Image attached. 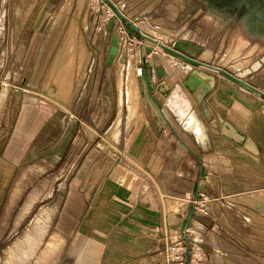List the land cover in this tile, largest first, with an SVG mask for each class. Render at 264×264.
Here are the masks:
<instances>
[{
	"label": "rangeland",
	"instance_id": "obj_1",
	"mask_svg": "<svg viewBox=\"0 0 264 264\" xmlns=\"http://www.w3.org/2000/svg\"><path fill=\"white\" fill-rule=\"evenodd\" d=\"M68 1L52 0V4H40L39 10L33 13L29 25L24 27L21 25L24 13L21 18L17 17L21 5L18 4V0L9 2L0 0V264H58L61 259L63 262L72 259L71 254L75 251L73 243L82 233L78 232V236L74 238L73 235L66 237L61 225V215L69 184L79 175L88 176L87 180L91 178L83 185L84 193L91 206L85 220H89L92 216V220L87 221L91 225L88 233H85L88 239L91 235L96 236L95 230L99 227L98 225L104 223L102 221H104L103 203L105 202L100 195L104 192L103 186L108 183L122 193H128L131 201L126 203L133 208L139 204L144 206L152 204L155 208H160L167 222L174 221L176 212L183 213L182 226L188 223L189 204L187 202L195 201L193 194L189 199L182 200L178 204L173 195H168V190L164 186L166 179L163 177V168L170 155L171 142L175 141V136L167 123L160 118L158 107L155 105L157 102L161 108L164 101L168 99L170 105H167L169 103L167 101L166 113L172 114L178 126L184 128L183 123L187 118L190 125L203 130L200 122L202 115L198 105L183 85L185 78L179 79L186 73L185 65L174 63L169 55L157 49L161 57L158 56L160 58L163 56V61L168 57L172 60L170 61L172 63L168 62V64L164 61L163 65L173 67L171 78L176 82L172 88L167 86L164 91L157 89L151 94L145 82H149L146 63L143 62L142 65L138 63L139 58L135 57L130 44L126 47L127 53L122 54V47H120L114 65L107 67L106 58L113 33L105 32L106 22L111 15L117 16V14L104 0H86L87 5L84 4L80 17L76 18L78 19L76 23L79 22L77 31L80 33L77 37L84 41L89 53L84 62L73 54L70 64V68L73 67V69L69 68L67 72L72 83L66 98L61 99L58 90H55L57 88L55 87L56 71L60 60L58 57H61L64 50V40L67 36L65 27L70 19H74L79 8L78 2L81 0H73L68 14L60 12ZM32 5L30 4V8ZM43 6H46L45 13L48 16L50 10L53 11L52 24L47 23V20L45 21L47 25L41 22ZM58 17L63 20L57 27ZM38 27H42V34H38ZM143 27L146 30L150 29L151 34L153 30L160 31L155 28L151 30L145 25ZM114 33L119 34L115 30ZM254 43L255 41L252 42ZM247 45L248 41H242L241 45L235 42L234 49L228 50V55L219 63L227 66L233 64V69H241L249 64V59L242 58V55L247 57L250 53L252 59L264 52L262 48L257 49L258 43L243 51ZM149 61L152 64L151 57ZM129 67L134 72L133 82H136L138 88L136 117L131 124L128 121L126 96ZM181 68L183 71L179 70ZM70 70L73 71L70 73ZM119 70L123 73L122 95L119 93L117 84ZM175 70L178 74L182 71L183 75L176 74ZM262 76L261 78H264V74ZM69 93L72 94L69 97L70 100H68ZM28 99L34 100L39 106L43 105L47 109L56 108L64 113L58 114L57 121L46 122L43 136L39 137V141L47 150L49 149V152H35L33 149L30 150V146L27 153L12 154L9 150L12 141L14 145H17V142L23 145L24 139L19 138L14 130L22 102ZM236 107L240 109L239 105ZM119 115L122 118L119 139L115 143L107 142L105 141L107 129ZM70 117H73L72 123H69ZM201 121L209 135L212 126H208L203 119ZM145 130L147 137L138 136ZM193 138L198 141L195 136ZM203 153L205 168L202 181L206 184L203 192L209 195L212 193V187L209 185L208 178L213 172L209 168L208 158L214 154L216 158L218 153ZM224 155L229 162L231 161L226 166H233L229 168L232 170L231 175L239 176L243 172L242 164L244 163L243 165L247 167L244 171L248 177L264 182L263 154L258 155V158L263 157L260 163L248 160L236 152L227 151ZM88 161L90 168L81 174L83 164ZM224 161L217 158L215 163L219 168L216 169L217 174L223 172V175L228 176L229 174L221 169L225 166L226 161ZM125 174L126 177H124ZM163 197H165L164 202ZM252 198L254 204H260V207H263V191L256 192ZM114 199L121 201L112 196L108 203H114ZM239 201L252 204L248 201ZM163 204H165V210ZM83 246H86L85 243H79L78 252L82 251ZM79 260L82 263V259L78 257L77 261Z\"/></svg>",
	"mask_w": 264,
	"mask_h": 264
},
{
	"label": "crops",
	"instance_id": "obj_2",
	"mask_svg": "<svg viewBox=\"0 0 264 264\" xmlns=\"http://www.w3.org/2000/svg\"><path fill=\"white\" fill-rule=\"evenodd\" d=\"M48 1L18 0V4H21L19 12H17L18 18H21L24 9L29 8V4H34L22 25L24 27L29 25L33 13L39 10L40 4H52V0ZM111 1L133 25L139 27L143 34L155 40L157 38V42L180 52L188 58L223 69L229 73L237 72L236 70L239 69H233V64L227 66L219 62L228 55V50L232 51L234 49L235 42L241 45L242 41H248V45L243 51L252 48L256 43H259L258 49L264 46V37L259 36V33L253 36L248 35L245 22H243L244 17L238 19L239 12H236V9H241L234 8V5L211 4L210 0ZM46 11V6H43L41 14ZM8 12L7 16L9 15ZM52 12L50 10L47 23H51V20H53L54 13ZM112 17L114 16H111L110 19H113ZM110 19L106 22V26ZM142 24L147 28H151V30L155 28L160 31L153 30V34H151L150 29L146 30ZM114 30L119 34L123 30H127L132 37L130 46H132L135 57L139 58L138 63L140 64V60L146 63L147 72H145L148 75L149 82H145L147 88L151 90L150 94L153 93V90L161 89V91H164L167 86L173 87L176 81L171 78L173 73L171 66H164L161 62L165 76L162 80H158L155 68L152 64L150 65V57L142 58L141 56L140 47L144 42L139 36L124 21L119 19L115 20ZM42 33V30L40 33L38 32V34ZM159 35L164 36L166 41H162ZM254 41L255 43L252 44ZM153 47L155 51L158 49L169 55L174 63L185 65L186 74L179 79L186 78L187 74L192 72L193 69L214 74L217 79L215 89L205 100L214 119L208 123L205 116L201 114L207 125L210 127L212 125L208 135L201 121L202 119L200 120L205 132L203 141L199 140L195 134L188 132L185 127L186 130L178 126L173 120L172 114L166 113L168 99L164 101L161 108L155 102L160 114L158 115L167 123L175 136V141L171 142L170 155L163 168V177L166 179L164 186L168 190V195H173L182 200L189 199L193 194L195 196V201L187 202L189 204L188 223L182 226L184 215L183 213L180 214L179 211L176 212L175 219L171 223V220L165 221L163 211L160 208H155L152 204L147 206L139 204L133 208V206L126 203V201H131L128 193L124 192V194L121 190L115 189L113 185L111 186V183H108L109 187L108 184H104V188H101L104 192L100 195L104 198L102 201L105 202V204L103 203L105 209L104 221H102L104 223L98 225L99 227L96 230L94 229L97 235H91L88 239L85 233L89 231L91 225L88 222L92 220V216L89 220H85L91 206H89L88 197L84 193L83 185L86 184V181L89 182L91 178L89 177L87 180L88 176L82 177L79 175L74 177L69 184L61 215V225L63 224L62 227L66 237L73 235L74 238V236H78V232L82 235L76 240L77 242L73 243L75 251L71 254L72 259H68L66 262L61 259L58 264H181L175 259L167 261L165 251L182 238H188L189 240L188 253L185 255L184 264H264V205L260 207V204H254L252 198L256 192L264 191V182H258L254 178L248 177L246 171H244L247 169L246 165H243L244 163L242 164L243 172L239 176L231 175L232 170L229 168H233V166H226L231 161L229 162L227 156L224 155L227 151L236 152L248 160L251 159L258 163L263 161L264 97L223 74L197 67L178 56L165 52L158 46ZM127 52V48L123 47L122 54ZM263 55L264 52L251 59L252 55L249 53L247 57L242 55V58L249 59V66ZM263 74L264 66L258 73L249 77L246 83L264 92V78H261ZM222 84L228 85L230 89H221ZM240 95L248 100L244 101ZM236 105H239L241 114H239L240 109L236 108ZM46 109L45 106H39L32 99L22 102L21 112L16 120L14 131L18 133L16 135L19 138L24 139V146L19 145L18 142L17 145H14L12 141L9 148L12 154L17 152L27 153L30 146V150L33 149L35 152H49V149L47 150L39 141V137L43 136V128L46 122L57 121L58 114L64 112L56 108L47 109L51 110L50 112ZM234 115L247 117L245 135L255 147L254 151L236 142L229 135L222 133L220 127L216 125L220 116L231 120ZM72 119L73 117L69 118V123H72ZM87 135L89 136V134ZM143 135L144 138L147 137L146 130L138 136ZM207 147H209L208 150ZM203 152L218 153H216V158H214L215 154L210 155V158H208L209 168L213 172L208 178L209 185L212 187V193L209 195L203 192L204 185H206L202 181L203 169L205 168ZM260 153L263 154V157L258 158ZM217 158L228 162L224 161L225 166L221 167L224 172L229 174L228 176L223 175V172L217 174L216 169H219L215 164ZM88 168H90L89 161L83 164L81 174ZM112 196L119 198L122 202L114 199V203L109 204ZM240 196L243 197L239 198ZM238 199L252 204L240 202ZM195 203L199 206L198 209H195ZM163 208L165 210V204H163ZM78 226H81V228L79 229ZM186 230L188 237L186 236ZM81 242L85 243L86 246H83L82 251L78 252V245ZM187 256L188 259H186ZM78 257L82 259V263H80V260L77 261Z\"/></svg>",
	"mask_w": 264,
	"mask_h": 264
},
{
	"label": "water",
	"instance_id": "obj_3",
	"mask_svg": "<svg viewBox=\"0 0 264 264\" xmlns=\"http://www.w3.org/2000/svg\"><path fill=\"white\" fill-rule=\"evenodd\" d=\"M109 6L116 12L117 16L114 19H110L108 22V25L106 27L105 32L107 33H113L112 39L110 43V47L108 50L107 58H106V66L112 67L117 59V56L119 55L120 51V40H119V34L114 33L115 29V20H121L124 21L127 26H129L138 36L139 38L144 42V44L140 47V52L142 58H152V66L155 68L156 77L158 80H161L165 76V71L161 65V62L157 56V53H155V49L153 46H158L162 50L169 52L175 56H178L188 63L195 65L197 67L205 68L207 70L217 72L219 74H223L229 78H231L234 82L246 86L250 90L260 94L264 97V92L261 90H258L257 88L249 85L246 83V80L258 73L264 66V55L261 56L258 60L250 64L247 68L240 70L238 72H232L229 73L223 69L207 65L201 62H198L196 60H193L191 58H188L181 54L180 52L171 49L170 47L157 42L155 39L143 34L139 27L132 24V22L127 19L113 4L110 0H104ZM244 5L246 14L243 18V22H245L246 25V32H252L254 35L256 33H259V36L264 37V3L262 4H255L254 6H251L250 4H235L234 8H239ZM48 18V14L45 12L43 13V16L41 17L42 22L46 24V20ZM41 26V24H39ZM38 32L42 30V27L37 28ZM100 37V35H98ZM148 43V44H146ZM151 65V64H150ZM217 84V79L214 74H208L204 71L193 69L192 72L187 74L186 78L183 80V85L185 88L191 93L193 98L195 99L198 110L205 116L206 122L210 123L213 121L214 116L206 103V97L212 92L213 89H215Z\"/></svg>",
	"mask_w": 264,
	"mask_h": 264
},
{
	"label": "bare ground",
	"instance_id": "obj_4",
	"mask_svg": "<svg viewBox=\"0 0 264 264\" xmlns=\"http://www.w3.org/2000/svg\"><path fill=\"white\" fill-rule=\"evenodd\" d=\"M66 4H64L65 6L62 7L63 9L60 10V12H63L65 14H68L69 13V10L71 9L72 7V3H73V0H69L68 2H65ZM79 4V8H78V11L77 13L75 14V17H73L74 19H70L69 23L67 24V27L66 28V33H67V36H66V39L64 40V50H62L63 52L60 54L61 57H58L60 60H59V65H58V72L56 71L57 73V79L55 81V84L57 87L55 90H58V93L60 94V98L64 100V98H66V95H67V92L71 86V77H69L68 75V69L70 68V64L72 63V57H73V54H74V57H77L79 59H81L83 62L85 61L86 57L88 56V51H87V48L84 44V41L81 39V38H78L77 36L80 34L78 33L77 31V27L79 26L77 22L76 23V18H79L80 17V14L83 10V6L84 4H86V0H81L80 2H78ZM26 5V4H25ZM34 5V4H33ZM32 5V7H33ZM87 5V4H86ZM28 9H24V14L22 15V22H21V25L24 23V20L26 19V17H28L29 15V10L32 8H30V4L28 5ZM85 8V7H84ZM49 17V16H48ZM54 18V17H53ZM57 22H56V25L57 27L62 23L61 21L63 20L60 19V17L57 18ZM40 20V19H39ZM42 22V21H41ZM52 23V22H51ZM107 27V26H106ZM79 30V28H78ZM80 31V30H79ZM65 33V34H66ZM248 35H251L253 36L254 33L252 32H248ZM80 36V35H79ZM159 38L161 40H166V38L162 35H159ZM257 44V43H256ZM259 44V43H258ZM255 45V44H254ZM259 47V46H258ZM258 49V48H257ZM262 49H264V46L262 47ZM155 53H157V56L160 54L158 53V51L156 50ZM160 56V55H159ZM159 58L160 62L163 61V56L162 58ZM165 58V57H164ZM77 60V59H76ZM173 60V59H172ZM169 59L164 60L166 61V63L168 64V62L172 61ZM164 61H163V64H164ZM75 63V62H73ZM165 63V64H166ZM172 63V62H170ZM57 64V63H56ZM83 64V63H82ZM162 65V64H161ZM122 66V65H121ZM175 66V65H174ZM179 66V65H178ZM248 66V64L244 67L246 68ZM56 67V66H55ZM183 67V66H181ZM173 68V67H172ZM176 69V67H174ZM244 68L242 69H239V70H236L237 72L240 71V70H243ZM70 69H73L70 68ZM54 70V69H53ZM123 70V69H122ZM122 70H119L118 72V79H117V84H118V88H119V93L121 94L122 93V82H123V73H122ZM178 70V68H177ZM179 70H182L179 69ZM73 70H70V73L72 72ZM183 71V70H182ZM182 71H179L182 75ZM178 71L175 70V73H177ZM179 73V74H180ZM46 74V73H45ZM178 74V75H179ZM180 74V75H181ZM186 74V73H185ZM74 75V74H73ZM56 76V75H55ZM184 76V75H183ZM181 77V76H180ZM127 86H126V96H127V103H128V121L129 123L131 124L134 120H135V117H136V109H137V100H138V88L136 86V82L134 83L133 79H134V72L133 70L129 67L128 70H127ZM76 81V80H75ZM74 83V82H73ZM51 86V85H50ZM54 86V85H53ZM74 87V86H73ZM72 87V88H73ZM5 88V87H4ZM227 89L229 90L230 87L228 85H225V84H222L221 85V89ZM7 88H6V92H7ZM54 90V91H55ZM5 92V93H6ZM57 93V92H56ZM73 93V91L71 92ZM71 93H69V96L68 98L70 97V95H72ZM243 93V91H242ZM122 95V94H121ZM54 97H56L54 95ZM241 98H243V100L247 101L248 99H246L244 96H241ZM56 99V98H55ZM70 100V98L68 99ZM169 101V100H168ZM60 103V101H59ZM58 103V104H59ZM62 103V102H61ZM70 103V102H69ZM220 103V102H219ZM237 103V102H236ZM236 103H233V104H236ZM254 103V102H253ZM238 104V103H237ZM167 105H170V101ZM220 105V104H219ZM209 106V105H208ZM222 106V105H221ZM224 106V105H223ZM252 106V105H251ZM121 107V105H120ZM242 107V106H241ZM254 107V106H253ZM237 108V107H236ZM222 109V108H221ZM235 109V108H234ZM238 110V109H237ZM234 111V110H233ZM241 111V109H240ZM239 111V114H241ZM245 111V110H244ZM237 112V111H236ZM138 113V112H137ZM178 114V113H177ZM180 114V113H179ZM250 114V113H249ZM244 115V113H243ZM228 116V115H227ZM178 117V116H177ZM180 118V117H179ZM121 115L117 116L115 122L112 124V126L108 129L106 135H105V141H111L110 143H115L118 141L119 139V135H120V126H121ZM218 122H217V126L220 127V131L224 134H227L229 135L230 137H232L236 142L238 143H241L244 145V147L246 146L247 148H249L250 150H255V147L252 145V143L250 142V140L246 137L245 135V131H246V123H247V117L243 118L241 115H234L232 116V119L231 120H228L226 119L225 117L223 116H220V118H218ZM249 119V117H248ZM184 127L188 130V132L190 133H193L195 134V136L199 139V140H204L205 138V132L203 130H200L198 128H196L194 125H190L187 118L184 120ZM212 126V125H211ZM136 134V133H135ZM233 141V140H232ZM235 144V143H234ZM241 147V146H240ZM247 150V149H246ZM248 153V152H247ZM252 156V155H251ZM254 156V155H253ZM124 174H122L123 176ZM120 177V176H119ZM126 177V174L125 176ZM124 177H122L124 179ZM134 177V176H133ZM136 177V176H135ZM119 179V178H118ZM138 179V178H137ZM136 180V178H135ZM122 182V181H120ZM135 183V181H133ZM132 182H130L131 184ZM264 192V191H263ZM258 193V192H257ZM260 193V191H259ZM262 193V192H261ZM260 195V194H259ZM258 195V197H259ZM171 196V195H170ZM252 196V195H251ZM173 197V196H172ZM243 197V196H242ZM170 198V197H169ZM174 199L177 201V203L179 204L180 200L182 201V199L178 198V197H175L174 196ZM256 199V198H255ZM260 199V198H259ZM63 225V224H62Z\"/></svg>",
	"mask_w": 264,
	"mask_h": 264
},
{
	"label": "built area",
	"instance_id": "obj_5",
	"mask_svg": "<svg viewBox=\"0 0 264 264\" xmlns=\"http://www.w3.org/2000/svg\"><path fill=\"white\" fill-rule=\"evenodd\" d=\"M111 16H114L112 18L116 17V15H111ZM119 40H120V46L122 48L128 47L132 41V37L127 32V30H123L121 32V34H119ZM142 64H143V61L140 60V65H142ZM139 68L142 70L141 67H139ZM194 207H195V209H197L196 203L194 204ZM187 234H188V232L186 230V236H187ZM188 241H189L188 238H182L176 244H174L170 248H168V250L165 251L166 260L171 261V260L175 259V260H178L179 263L184 264L185 255H187V253H188ZM186 259H188V256Z\"/></svg>",
	"mask_w": 264,
	"mask_h": 264
},
{
	"label": "flooded vegetation",
	"instance_id": "obj_6",
	"mask_svg": "<svg viewBox=\"0 0 264 264\" xmlns=\"http://www.w3.org/2000/svg\"><path fill=\"white\" fill-rule=\"evenodd\" d=\"M210 3L230 6H233L235 4H250L251 6H254L255 4L264 3V0H210ZM236 12H239L238 19H242L246 14L244 5L242 6L241 10L236 9Z\"/></svg>",
	"mask_w": 264,
	"mask_h": 264
}]
</instances>
